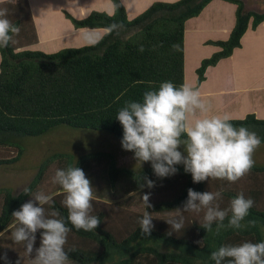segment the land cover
Masks as SVG:
<instances>
[{
	"label": "trees",
	"instance_id": "1",
	"mask_svg": "<svg viewBox=\"0 0 264 264\" xmlns=\"http://www.w3.org/2000/svg\"><path fill=\"white\" fill-rule=\"evenodd\" d=\"M211 1L156 0L131 18L121 0H111L113 15L92 10L77 17L62 9L73 27L81 29L78 32H97L113 22L122 23L123 28L118 33L103 31L99 37L97 32L83 42L75 41L72 34L70 41L51 51L29 47L36 43V31L28 0L1 1L0 8H7L8 19L20 27V33L14 44L0 48V165L13 164L22 155L23 150L9 141L11 136H39L59 126L105 131L121 140L123 129L115 116L125 101L140 100L146 90L158 88L164 81L176 86L184 84L185 23L199 16ZM222 1L235 5L234 23L227 38L204 41L218 49L201 59L195 69L193 89L205 80L208 68L230 57L241 46V38L249 27L255 29L264 21V11H244L242 0ZM131 28L136 30L127 37L121 36L122 31ZM88 40L97 43L85 44ZM173 44H178L180 51L173 50ZM230 122L256 132L264 145V118L251 112L243 118L231 117ZM69 163L83 169L90 179L91 214L100 218L99 226L92 232L77 231L68 224L71 231L65 251L75 249L68 251L70 264H215L209 258L210 253L221 245L264 240V164L255 162L251 171L235 183L210 178L194 184L183 166H177V174L161 179L153 174L151 165L138 171L119 166L115 154L109 151H89L77 156L57 152L40 163L25 188L39 191L52 164L57 169ZM145 176L155 182L154 187L144 183ZM188 188L199 192L222 191L216 201L221 208L243 192L255 202L246 220H256L257 226L239 231L221 230L218 236L207 233L201 227L203 212L183 211ZM23 189L15 194L9 187H0V234L6 233L10 243L0 245V256L17 244L11 235L15 227L11 213L32 198ZM52 190L49 195L54 208L66 220L62 189L54 185ZM153 193L161 198L150 200V208L133 209L144 195L150 199ZM45 209L46 213L50 211L47 205ZM145 211L153 217L150 235L142 234L137 222ZM170 216L177 222L183 217L184 227L179 232L166 222ZM113 219L119 222L120 229L114 230L105 223ZM7 260L9 264H20L14 255ZM0 264H5L4 259H0Z\"/></svg>",
	"mask_w": 264,
	"mask_h": 264
},
{
	"label": "clouds",
	"instance_id": "2",
	"mask_svg": "<svg viewBox=\"0 0 264 264\" xmlns=\"http://www.w3.org/2000/svg\"><path fill=\"white\" fill-rule=\"evenodd\" d=\"M121 28L122 23L113 22L103 31L105 34L118 33ZM19 33L20 27L8 19L7 8H0V48L14 44ZM88 43L94 45L97 41L88 40ZM172 48L180 51L178 44H173ZM210 113L211 105L201 98L199 90L188 84L176 86L164 81L158 88L146 90L140 100L125 101L115 119L123 129L122 149L132 152L141 165L150 163L157 178L173 176L178 172L177 166H183L194 184L210 178L235 183L253 168V154L261 145V138L246 127H235L227 114ZM143 179L149 188L155 186L147 176ZM51 180L62 189L66 220L54 208L51 195L43 191L31 192L29 188H24L23 193L32 198L11 213L15 221L12 239L23 245L31 264H70L68 251L75 249L65 251L71 231L68 224L85 232L94 231L100 224L99 216L91 214L93 187L83 169L69 163L57 168ZM221 195L222 191L199 192L188 188L183 211L203 212L201 227L217 236L221 230L239 231L257 226L256 220H246L254 206L253 199L240 192L230 199L227 207L221 208L216 203ZM143 200L146 208L152 206L148 195H144ZM45 205L50 209L47 213ZM152 221L148 211L138 219L142 234H151ZM166 222L176 232L184 227L183 217L177 222L170 216ZM37 232L39 247H36ZM209 258L215 264H264V240L221 245L211 251ZM0 259L9 264L6 253Z\"/></svg>",
	"mask_w": 264,
	"mask_h": 264
},
{
	"label": "rangeland",
	"instance_id": "3",
	"mask_svg": "<svg viewBox=\"0 0 264 264\" xmlns=\"http://www.w3.org/2000/svg\"><path fill=\"white\" fill-rule=\"evenodd\" d=\"M242 1L244 4V11H264V0ZM215 8L216 5L211 6L206 9V11H203L199 16L201 20L205 21V23L202 24L201 29H199V35L202 39H224L225 37L223 25L228 21L229 12L226 8H224L222 9L221 15L215 17V19L206 18ZM92 9H100V11L110 10L107 8V4L102 3L95 4L92 6L91 10ZM79 11L82 12L83 16L87 15V10L79 8ZM33 12L35 14V18L38 20V34H36V43L29 46L30 48L47 51L48 49H55L56 47L64 45L67 41H70L72 34H74L72 38L75 41L80 42H83L86 37L92 38L97 34V32L82 31L72 33L70 30L67 31V29L63 27L59 30L56 29V27L59 26L56 19L61 17L57 9L53 8L51 10H46L44 7L34 4ZM189 25H191V23L188 22L187 26ZM135 30L136 28H131L122 31L121 36L127 37ZM250 32L252 33V31ZM260 41H262L261 38L253 36H245L242 38L243 46L238 49L235 54L234 62L238 65V71L237 73L235 72V77L224 70V68L229 64V62L226 61L227 59H224V62L221 61L222 64L217 70H214V67L208 68L206 75L211 74L212 81H223L222 86L226 85L228 81H237V83L240 84V82L244 79L245 81L249 80V77H244L245 65L250 64L254 66V64H257V67L259 68L261 57L259 55L258 46ZM212 47L215 46L200 42L199 44H196L190 52H186L184 60V84H188L191 87L195 86V69L199 66L202 58L211 55L212 52L209 53V50ZM261 56L264 58V53L261 54ZM263 61L264 59H262V63ZM262 67H264V64ZM258 73L259 70H257V75H254V77H259L260 75ZM246 75L250 76L249 74ZM224 99L227 101L228 95H226ZM9 141L14 145L19 146L23 152L17 162L10 165H0V187H9L15 194L25 188L33 179L40 163L46 157L57 152H65L77 156L89 151H109L115 154L117 164L119 166L129 167L138 171L150 165V163H144L141 165L140 162H137L133 158L132 152L122 149L120 139L115 138L112 134L105 131L73 129L67 126H59L58 128L39 136H11ZM253 159L257 163L264 164V145L259 146L258 150L254 152ZM55 170V164H52L48 168L46 172V180H44L43 184L40 186L39 191H43L48 195L53 193L52 189L54 188V184L52 183L51 178L54 175ZM160 196L161 195L158 193H153L149 201L157 200L158 198H161ZM136 200H138V198ZM143 203L144 202L141 199L137 205L133 206V209L137 211H144L145 204L143 205ZM105 223L114 228V230L120 229V224L115 219L111 221L106 220ZM7 240L8 235L6 233L0 234V245L10 246V243ZM36 247H39V236H37ZM161 248L164 249L165 247L162 246ZM5 252H7V249ZM6 255L7 258L13 257V255L16 256L20 264H31L30 258L26 254L23 245L15 244V248H13L10 252H7ZM113 258L116 259L117 255H114ZM108 262L109 261H106V263Z\"/></svg>",
	"mask_w": 264,
	"mask_h": 264
},
{
	"label": "crops",
	"instance_id": "4",
	"mask_svg": "<svg viewBox=\"0 0 264 264\" xmlns=\"http://www.w3.org/2000/svg\"><path fill=\"white\" fill-rule=\"evenodd\" d=\"M4 1V0H0ZM124 5L126 6L128 16L131 18L138 14L139 12L143 11L146 7H148L153 1L156 0H121ZM164 1V0H162ZM165 1H174V0H165ZM31 15L35 25L36 34H38V20L35 18V14L33 12V5L36 4L37 6H42L46 10L57 9L60 13L61 17L57 18L59 26L56 29H60L61 27L70 30L72 33H76L79 30H76L71 22L64 17L62 13V9L67 10L74 16L84 17L82 12L79 11V8L87 10V14H89L92 10V6L97 3L107 4V8L109 11H105L109 14L113 12V4L111 0H28ZM100 5V4H99ZM144 5V6H143ZM216 5V8L212 10L210 14L206 18L208 19H215V17L220 16L222 9L226 8L229 12L228 21L223 25V31L225 33V38H227L233 23H234V10L235 5L229 2H225L222 0H213L211 1L203 11L210 8L211 6ZM142 6V7H141ZM141 7V8H138ZM69 8V9H68ZM100 10V9H99ZM104 11V10H102ZM202 11V12H203ZM201 12V13H202ZM263 12V11H262ZM199 14V16L201 15ZM197 16L195 18H191L186 21L185 23V31H184V53L190 52L191 49L200 42L204 43L207 39H202L199 35V29H201L202 24L205 21L201 20L200 17ZM42 19V18H41ZM194 19V20H193ZM191 23V25L187 26V23ZM98 34L96 37H99L103 30H96ZM252 31V33L250 32ZM69 35V34H68ZM245 36H253L261 38L258 46V51L260 55V66L257 67V64L252 65H245V72L244 77H249V80L237 83V81H228V83L222 86L223 81H212L211 74H207L204 81H202L197 90L201 93V98L207 101L211 105V113L210 115H224L227 114L233 118H243L247 113H255L256 117L264 118V61L262 63V56L261 54L264 53V21L260 23L255 29H251L250 27L246 30ZM242 38H241V46L239 48L234 49L232 55L226 58L229 62L228 66L224 68V70L233 77H235V72L238 71V65L235 64V54L238 49H240L242 45ZM251 38V37H250ZM194 40V41H193ZM56 49V48H55ZM55 49H48L49 51ZM217 47H212L209 50V53L216 51ZM224 60V59H223ZM221 60L222 62H224ZM219 62L215 67L214 70H217L222 62ZM240 65V64H239ZM257 70H259V77H254L257 75ZM249 74L250 76L246 75ZM228 95V100L225 101V96Z\"/></svg>",
	"mask_w": 264,
	"mask_h": 264
}]
</instances>
